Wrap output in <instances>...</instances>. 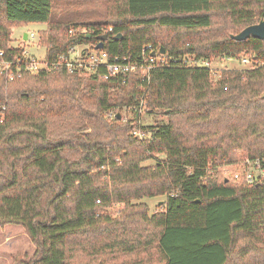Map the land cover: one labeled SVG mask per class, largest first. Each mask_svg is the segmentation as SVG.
Listing matches in <instances>:
<instances>
[{
    "label": "trees",
    "instance_id": "trees-1",
    "mask_svg": "<svg viewBox=\"0 0 264 264\" xmlns=\"http://www.w3.org/2000/svg\"><path fill=\"white\" fill-rule=\"evenodd\" d=\"M111 1L108 18L86 22L54 19L53 0H0V51L21 53L13 27L44 22L39 40L51 60L76 42L96 44L111 26L110 54L151 43L168 57L252 52L260 62L214 79L208 68L170 61L122 85L66 68L7 80L3 69L0 225L23 226L36 247L13 264H91L75 249L95 243H155L154 264H264L263 175L252 183L212 176L240 150L264 166V39L235 38L264 19V0ZM71 27L91 30L73 35ZM141 100L166 119L144 123ZM125 107L127 119L108 114ZM148 158L156 163L143 164ZM163 194L151 214L134 201Z\"/></svg>",
    "mask_w": 264,
    "mask_h": 264
},
{
    "label": "rangeland",
    "instance_id": "rangeland-1",
    "mask_svg": "<svg viewBox=\"0 0 264 264\" xmlns=\"http://www.w3.org/2000/svg\"><path fill=\"white\" fill-rule=\"evenodd\" d=\"M112 8L109 0H53V18H64L77 21H94L104 20L109 17ZM47 24L44 22H20L12 29V45L25 46L30 52L37 57L42 58L45 55L46 47L40 43L39 31L46 29ZM34 32L35 36L30 41H25L26 33ZM237 59L222 60L219 56H212L213 63L219 67L225 68H252L260 60L252 52H241ZM247 57L249 62L243 64L242 58ZM122 114L129 117L131 110L122 109ZM141 119L144 123H154L155 119L164 120L166 117L161 113H147L142 111ZM57 124H63L57 121ZM89 130V129H87ZM161 157V156H160ZM235 161L220 164L218 170L212 176H227L233 179L236 171H241L246 163V152L240 150L239 154L234 157ZM154 158H148L143 164H154ZM256 173V172H255ZM264 177V175H263ZM166 194L156 196H145L141 199L134 200L144 202L149 206V214L156 211L165 201ZM163 201V202H162ZM116 205H120L117 203ZM111 209V207H110ZM105 244V243H103ZM101 243H95L94 246L86 244L75 249L78 262H97L103 260L105 264H154L158 261V250L155 243L136 244L134 248H125L117 246L109 248ZM35 244L26 233L23 226L14 223L0 225V264H13L12 256L17 253H25L26 258H30L35 252Z\"/></svg>",
    "mask_w": 264,
    "mask_h": 264
},
{
    "label": "built area",
    "instance_id": "built-area-1",
    "mask_svg": "<svg viewBox=\"0 0 264 264\" xmlns=\"http://www.w3.org/2000/svg\"><path fill=\"white\" fill-rule=\"evenodd\" d=\"M91 29L87 27H71L70 34L86 33ZM107 30L102 28V33ZM25 41H30L35 36L34 32L26 33ZM95 43L76 42L68 47L66 51L61 52L55 59H49L45 52L44 57L39 58L30 52L25 46L21 53L14 54L10 57L4 56V51H0V73L5 69L7 80H13L20 77L25 72L36 73L40 70L54 71L60 68H66L76 72L79 75L92 76L99 75L104 79L113 80L115 84H125L130 76L141 77V80L149 79L150 72L155 67L167 65L170 61L177 62L184 66L205 67L211 71L214 79L221 75V69L213 63L212 59L198 57L195 54H185L178 57H168L165 52H161L159 46L151 43L143 45L138 53H128L126 55L110 54L107 50L96 48ZM15 46V45H14ZM18 47V46H16ZM154 52V54H153ZM224 60L237 59L235 56L220 57ZM243 64H247L249 59L243 57ZM225 68V67H224ZM142 88V85H140ZM141 111L144 108V100H141ZM119 110H109V116L117 114ZM140 111V112H141ZM122 113V111H121ZM122 116L127 119L126 115ZM134 133L143 135L140 129H135ZM248 166L241 171H236L233 175L234 180H242L246 183H252L258 177L264 175V166L259 161L246 160ZM256 172V173H255Z\"/></svg>",
    "mask_w": 264,
    "mask_h": 264
},
{
    "label": "water",
    "instance_id": "water-1",
    "mask_svg": "<svg viewBox=\"0 0 264 264\" xmlns=\"http://www.w3.org/2000/svg\"><path fill=\"white\" fill-rule=\"evenodd\" d=\"M251 35L264 39V19L260 20L258 23H253L250 25H247L245 28H243L239 33L235 34L236 39H246L250 37ZM26 34L24 37L26 38ZM116 36H121V34H118ZM88 38H90V34L87 35ZM108 38V34H99L97 36L98 42L96 43V48H102L104 46V41ZM164 47H161V52H164ZM154 54V52H153ZM264 97V94H263ZM117 117H121V112L118 111ZM163 202V201H162Z\"/></svg>",
    "mask_w": 264,
    "mask_h": 264
}]
</instances>
